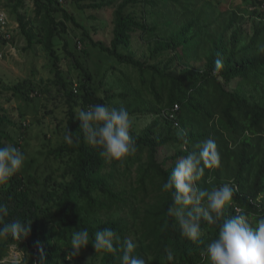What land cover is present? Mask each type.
Returning a JSON list of instances; mask_svg holds the SVG:
<instances>
[{
	"label": "trees",
	"instance_id": "trees-1",
	"mask_svg": "<svg viewBox=\"0 0 264 264\" xmlns=\"http://www.w3.org/2000/svg\"><path fill=\"white\" fill-rule=\"evenodd\" d=\"M61 1L32 0V13L28 0L4 3L18 27L10 40L0 34V45L21 39L24 51L39 46L53 76L8 85L0 80V147L14 146L26 157L21 171L0 186V205L8 209L0 226L18 219L30 227L27 235L0 238V264H8L13 246L20 253L13 264H120L127 239L146 264H210L207 245L223 219L237 209L253 224L264 217V52L258 51L264 46V9L252 29L246 21L253 14L249 5L264 1L244 0L248 7L225 10L227 0H66L81 9H112L107 43ZM89 45L100 54L93 65ZM217 58L223 61L219 69ZM15 96L40 97L52 116L65 108L58 124L64 136L72 132L73 143L40 149L46 161L28 159L30 125L6 106ZM94 104L124 107L130 118L152 117L142 129L132 120L136 152L123 162L107 161L84 139L76 114ZM181 130L188 144L179 138ZM208 138L216 142L220 166L205 168L197 186L227 184L234 195L218 224L201 221L202 242L194 243L168 215L173 198L162 184L177 161L198 152ZM104 228L118 235L116 251H96L90 243L76 257L69 253L74 232L87 229L94 240Z\"/></svg>",
	"mask_w": 264,
	"mask_h": 264
},
{
	"label": "clouds",
	"instance_id": "clouds-1",
	"mask_svg": "<svg viewBox=\"0 0 264 264\" xmlns=\"http://www.w3.org/2000/svg\"><path fill=\"white\" fill-rule=\"evenodd\" d=\"M234 1V0H233ZM243 3H232V8H244ZM264 1V0H263ZM253 14L246 18L248 23L261 19L258 11L264 9L258 4L249 5ZM248 7V6H247ZM231 8V9H232ZM264 18V16H263ZM258 51L264 52V46L258 45ZM216 69L223 65L217 58ZM215 72V69H214ZM84 139L93 147L101 149L100 155L107 161L123 162L128 156L136 152L135 140L131 129L133 121L128 110L124 107H109L104 104L89 105L86 110H79L76 114ZM184 144H188L187 134L178 133ZM68 144L73 143V135L69 130L63 137ZM25 154L14 146L0 147V186L6 185L9 180L21 169L25 163ZM220 166V154L214 139L208 138L202 142L198 152H191L179 159L171 172L170 177L162 184V191L171 193L173 203L168 208V215L174 217L181 235L194 243L202 242L201 221L209 225L218 224L223 218V210L233 200L234 189L225 184L211 190L200 189L197 181L204 176L205 168ZM174 190V191H173ZM6 205H0V215H7ZM30 227L14 220L0 226V238L9 234L13 237L23 233L27 235ZM119 242L118 235L111 228H104L95 233L91 239L87 229L76 231L70 241L72 256H78L81 249L90 243L95 250L116 251L114 244ZM136 244L127 239L123 241L120 264H146V261L134 254ZM207 255L210 264H264V217L253 224L246 214L239 209L236 215L223 219L219 225L218 236L207 245ZM167 259L171 261L172 255Z\"/></svg>",
	"mask_w": 264,
	"mask_h": 264
},
{
	"label": "rangeland",
	"instance_id": "rangeland-1",
	"mask_svg": "<svg viewBox=\"0 0 264 264\" xmlns=\"http://www.w3.org/2000/svg\"><path fill=\"white\" fill-rule=\"evenodd\" d=\"M243 3L242 0H227L225 2V10L232 8L237 3ZM62 4L66 6L76 14L78 20L86 26L89 32L95 39L104 40L106 43L110 42L112 36L113 28V14L110 8H86L81 9L75 4L68 3L66 0L61 1ZM28 12H33V2L28 0ZM10 13V12H9ZM95 16V17H94ZM11 20L16 21L14 17L11 16ZM76 26L72 25V28ZM248 28L252 29V24L248 23ZM18 44L10 47L0 48L4 55L0 58V80L6 85L14 83L19 79L35 77L36 79L47 80L53 76V72L49 67V58L45 51H43L39 46L34 49L24 51L22 48L25 45L24 41L19 39ZM91 56L89 60L92 62H99L100 54L99 51L90 45ZM83 50V43L78 41V51ZM93 65V64H92ZM71 73L74 78H77L78 71L72 65L70 66ZM7 92V91H5ZM10 94L6 93L5 97H9ZM6 106L14 107L15 118H23L30 125L28 134V147L27 158L32 156H37L40 161H46L45 156L39 155V150L48 151L49 148L57 146L59 143L63 142L64 137V126L58 124V121L64 120L65 118V108L61 107L56 109L54 116L47 114L45 109L42 107V99L40 97H35L34 100H25L21 97H14L10 102H6ZM22 114V116H21ZM138 126V129L144 128L151 120V116H142L140 119L134 117L131 118ZM49 162V161H48ZM50 162L54 166L58 163L50 157ZM6 263L13 264L20 260V253L18 249L13 246L9 251L7 257L5 258Z\"/></svg>",
	"mask_w": 264,
	"mask_h": 264
},
{
	"label": "built area",
	"instance_id": "built-area-1",
	"mask_svg": "<svg viewBox=\"0 0 264 264\" xmlns=\"http://www.w3.org/2000/svg\"><path fill=\"white\" fill-rule=\"evenodd\" d=\"M5 0H0V34L7 40H10L14 36V30L18 27L16 21L11 20V15L7 11L5 5ZM14 46L9 43L5 46L0 45V48ZM4 55L3 51L0 49V58ZM1 261V260H0Z\"/></svg>",
	"mask_w": 264,
	"mask_h": 264
}]
</instances>
